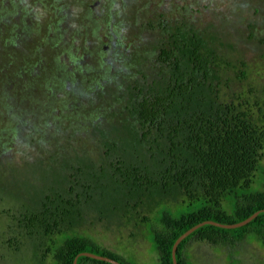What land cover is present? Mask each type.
<instances>
[{
  "label": "rangeland",
  "instance_id": "rangeland-1",
  "mask_svg": "<svg viewBox=\"0 0 264 264\" xmlns=\"http://www.w3.org/2000/svg\"><path fill=\"white\" fill-rule=\"evenodd\" d=\"M195 34L221 100L264 119V0H0V264H56L48 237L19 218L71 186L78 230L128 264H158L149 230L184 196L126 195L113 165L135 162L156 180L155 132L144 138L131 108L167 85L161 50ZM186 252L193 264H264L250 239L193 237Z\"/></svg>",
  "mask_w": 264,
  "mask_h": 264
},
{
  "label": "trees",
  "instance_id": "trees-1",
  "mask_svg": "<svg viewBox=\"0 0 264 264\" xmlns=\"http://www.w3.org/2000/svg\"><path fill=\"white\" fill-rule=\"evenodd\" d=\"M201 46L196 34L175 36L171 48H163L160 54L171 68L167 85L145 94L131 108L145 130L143 137L155 132L150 151H157L158 144L153 157L156 180L150 178L147 167L135 162L117 159L113 165L126 195L157 189L162 199L174 190L184 196L176 215L163 212L149 230L158 264H173V245L191 227L205 220L237 223L264 209V179L257 178L259 172L264 174V119H257L246 103L221 100L209 82L210 64ZM75 186L92 189L79 181ZM74 190L71 186L67 192L45 195L40 211L21 214L20 224L29 235L48 237L47 253L56 264H73L84 251L128 264L123 255L76 228L79 194ZM56 236L61 240H55ZM193 237L216 245L250 239L264 246V212L238 228L209 224L198 228L178 246V264H193L186 252ZM78 264L111 263L80 256Z\"/></svg>",
  "mask_w": 264,
  "mask_h": 264
},
{
  "label": "water",
  "instance_id": "water-1",
  "mask_svg": "<svg viewBox=\"0 0 264 264\" xmlns=\"http://www.w3.org/2000/svg\"><path fill=\"white\" fill-rule=\"evenodd\" d=\"M261 212H264V209L258 210L256 212H254L251 216H249L248 218L237 222V223H232V224H224V223H220L217 222L215 220H205L193 227H191L190 229H188L187 231H185L183 234H181L177 240L175 241L173 248H172V258H173V264H178L177 262V250H178V246L181 244V242L186 239L189 235H191L193 232H195L198 228L202 227L203 225H214V226H218V227H222V228H228V229H233V228H238V227H242L245 226L247 224H249L252 220H254ZM80 256H86L92 259H96V260H101V261H106L109 262L111 264H123L120 261L109 257V256H104V255H99L93 252H89V251H84L79 253L75 259H74V263L73 264H78V259Z\"/></svg>",
  "mask_w": 264,
  "mask_h": 264
}]
</instances>
